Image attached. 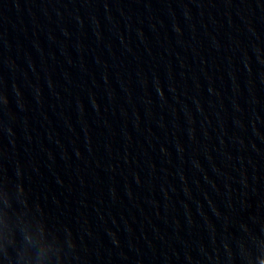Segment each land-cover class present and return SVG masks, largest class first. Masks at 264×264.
<instances>
[{
    "label": "water",
    "instance_id": "95a60500",
    "mask_svg": "<svg viewBox=\"0 0 264 264\" xmlns=\"http://www.w3.org/2000/svg\"><path fill=\"white\" fill-rule=\"evenodd\" d=\"M0 264H264V0H0Z\"/></svg>",
    "mask_w": 264,
    "mask_h": 264
}]
</instances>
